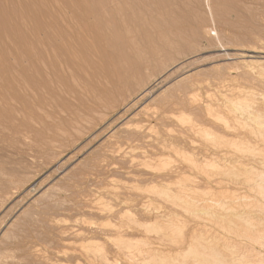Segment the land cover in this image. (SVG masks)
<instances>
[{
  "label": "rangeland",
  "instance_id": "374dc122",
  "mask_svg": "<svg viewBox=\"0 0 264 264\" xmlns=\"http://www.w3.org/2000/svg\"><path fill=\"white\" fill-rule=\"evenodd\" d=\"M173 6L162 1L157 17L168 39L126 82L104 40L108 28L103 38L98 30L109 0L101 19L96 0H0V264H143L148 252H163L165 264H194L186 252L193 237L215 232L264 253L206 216L226 191L243 198L236 204L244 209L264 205V139L230 110L244 101L264 114V0H186L191 14L181 30L169 26L181 13ZM221 118L247 134L244 148L205 136L204 129L228 135ZM226 154L237 164L231 182L206 167ZM181 175L197 180L184 190L201 200L189 211L202 217L144 192ZM161 215L178 221L184 237L147 234L132 222ZM120 235L148 244L119 252L110 240ZM201 251L209 264L210 251Z\"/></svg>",
  "mask_w": 264,
  "mask_h": 264
},
{
  "label": "bare ground",
  "instance_id": "6f19581e",
  "mask_svg": "<svg viewBox=\"0 0 264 264\" xmlns=\"http://www.w3.org/2000/svg\"><path fill=\"white\" fill-rule=\"evenodd\" d=\"M96 1H97V7L96 8L98 9L97 11L99 14V18L101 19V18H103V15H104L103 10H105L104 7L106 4V1H108V0H96ZM162 1L168 2L170 0H109V2H110V17L108 18L107 21L102 19L99 22L98 30H99L100 35H101L100 37L103 36L102 26L105 25L108 28L107 33L105 30L106 35H104L103 37H104V40L106 39L108 41L107 46L110 48V51H111L110 54H111L112 58L115 61H118L119 63H122L124 65L123 71L125 72V75H124V77H122V80H125L126 82H129L131 76L134 75L138 71V69L141 67L142 63L145 60L151 59L154 55H156V49L158 48L157 43H163L162 39H168V37H166V35H164L163 32L158 31L159 24H157L158 23L157 17L161 15V11H159L160 10L159 8L161 6ZM174 5L175 6H173V11L178 10L181 13L174 12L176 14V17L178 18V21L175 20L174 22H172L170 24L168 23V24H169V26H171L172 28H175L176 30H178V29L181 30V27L186 22H188V20L186 21V19H188V17H190L191 13L186 11V0H174ZM137 10L140 11V13H138ZM182 14H183V17H182ZM185 15H187V16H185ZM104 21L106 22V24H104ZM208 34H209V32H208ZM96 36H97V34H96ZM176 37L177 36L174 35L173 42H175V43L177 41ZM179 38H180V36H179ZM96 44H97V46H99L98 43H96ZM176 44H178V43H176ZM96 49H98V48H96ZM106 49H107V47H106ZM98 51H100V49ZM99 54H100V52H99ZM108 54H109V51H108ZM254 54H255V52H254ZM108 56H110V55H108ZM82 58H84V57H82ZM107 58H109V57H107ZM250 58H253V56L251 55ZM256 65H258V64H256ZM235 70H238V67L237 68L234 67V68H230V69L228 68V71H230L231 73L234 72ZM256 71H257V69H256ZM225 80H226V78H225ZM144 96H145V94L143 95V97ZM233 104H235V103H233ZM236 105H238V106L235 110L234 109H230V110H232L231 113H234V115L236 117V120L235 119L234 120L237 122V124L241 123L244 126L243 128H250V129L252 128V126L255 125V127L259 129L257 136H259L260 139L261 138L264 139V132L262 131V130H264V114L258 112V110L254 111V109L251 108V105L249 106V103H244V101L238 102V104L236 103ZM236 105H235V107H236ZM227 106H230V105H226V107ZM226 109L227 108H225V110ZM228 113H229V111H228ZM222 118H223V116H222ZM222 120L227 125L226 126L227 128L226 127L225 128L228 130V135L220 137V136L210 132L209 130L204 129L203 131L205 133V136L211 140H214V141H216V139L220 138L222 140L221 144L223 143L222 146L224 145L228 149H233L234 147H238V146H240L241 148H244L240 144H243V145H245L244 143L247 144V142H246L247 139L244 136L247 134L244 133V135H243V132L240 131L241 125L239 126L240 128L238 129L236 126L235 127L230 126L231 121L229 120V118H228V120H227V118H226V120H224V119H222ZM234 120L232 122H234ZM229 121H230V123H229ZM236 122H234V123H236ZM257 136H255V137H257ZM249 144L250 143H248V145ZM254 148H255V146H254ZM246 150H247V152L249 150L251 151V146H250V149L248 147V149H246ZM261 152H262V149H261ZM253 153H256V151ZM258 155L260 156V154H258ZM262 155H264V154H262ZM221 159L222 160H220V165H217L218 161H214V162L207 163L206 167L211 171H215L218 168L222 169L223 175L227 176L231 182V178L233 176H235L234 172H235V170H237L236 161H234L233 156L229 155V154L224 155V157ZM238 170H240L239 167H238ZM248 172L249 171H247V173ZM252 173H253V170L249 172V174H252ZM237 174H239V173H237ZM257 174L259 176V177H257V178H259V182L257 181V183H258L257 188L261 192V195L264 197V172L259 171V172H257ZM179 178H180V180L176 182V184H175L176 186L175 185L172 186V185L166 184V183H162L160 185L154 184L150 188H146L144 190V192L150 193V194L155 195V196L160 197V198H166V200H169V202L172 200V203L174 201V204L176 203L175 201L177 200V203H176L177 205L179 203L178 201H180L181 203H179V207H180V204H185L184 207L182 205L180 208L183 209L187 206L186 209H183V210L188 211L187 213H190L191 211H194V208L191 211H189L190 210L189 207H191V206L196 207V205H198L197 206V208H198L201 200L199 203L196 202L195 201L196 199L194 200L195 196H193V195L190 196V197H192V199H191L189 197V194H187V192L184 190V188H186L185 185L190 180L189 179L190 177L188 178V176H186V175H181ZM238 179H239V177H238ZM194 180L195 179H193L190 183H192ZM195 181H197V180H195ZM239 181H240V179H239ZM195 183H198V182H194V184ZM194 184L192 186H195ZM196 186H195V188L197 189ZM189 188L191 189V187H189ZM193 189L190 190L193 193L192 192L190 193L189 190H188V192L190 194H196V193H194L195 190H193ZM175 190L177 191V193ZM255 190H257V189H255ZM207 195L210 196L211 194L208 193ZM209 199H210V197H209ZM242 199H239V201ZM189 200H192L193 202L191 203V202H189ZM213 200L214 201H212V199H211L212 203L209 205V207L205 201L203 202V203H206L207 208L210 212V214L208 213L209 214L208 215L207 211H206L207 215L206 214L205 215L206 216L211 215V217H214L211 219V221L217 219V217H220L219 218V219H221L220 221H222L224 223L222 226H221V224H219L220 228H222V230H223V229H225V226H226L228 236L242 237V238L247 239V241L249 240L251 243L252 242L255 243V245L256 244L260 245L261 249H262V247L264 248V205H258L259 207H257L255 210H252L255 207H252V209H249L248 208L249 206L246 207L244 205L247 208V209H244V208H242L243 205L241 206V205L236 204L238 201L237 196L231 195V193H229V191L225 192L224 196L221 198L220 203H219L220 200H218L217 202H216L215 198ZM244 200L248 201V203H249L248 198H244ZM239 201H238V203H240ZM147 207H145V209ZM201 207H202V205H201ZM197 208H195L194 212H191L192 214L194 213L193 215H196L199 212V209H197ZM201 209H203V208H201ZM201 211L202 210H200V212ZM200 212H199V214H200ZM253 213H258V214L256 215ZM200 215H201L200 217H202V213ZM161 216H163V215H161ZM215 216H217V217H215ZM207 218H209V217H207ZM157 219H156V221H154V223H151V222L150 223H140L136 220L135 216H133L132 222H133V224L135 223L137 228L143 229L147 234H151V233H156V234L163 233L164 235L165 234H167V235L168 234H172V235L174 234V235H178L179 237L181 235H183V230H181L182 226L180 227L181 229H179V225L175 224V222H178V221L174 222L173 219L165 217V216H163V218L158 217ZM173 224H174V226H177V227H175V229L178 228V230L174 229ZM217 235H219V236H217ZM233 235H235V236H233ZM204 236L193 237L192 240L194 242L192 241L191 245L189 244L190 246L186 251L188 253V255H191V257L193 255V258H195L194 256L196 255V258L198 259L196 261L198 262V264H204V263H202L203 259H201V257L199 256L201 253L199 254V252H197L198 250L200 251V249L202 250L201 252L204 254H207V251H210V253H209L210 256H208L209 258L206 257L207 255L206 256L204 255V257H206V260H207V258L210 259L209 261L211 264H264V253L262 251H258L259 249L256 250L252 246L251 247L241 246L240 243H238L236 240H234L230 237H226V238L221 237L220 234H217L216 232L212 237H208L207 239H205L206 236L205 237ZM182 237H184V235ZM110 241L118 249L119 252L128 251L129 249H133V248L138 249V247L141 248L140 246H144V245L148 244L142 240H136L134 242L128 241V239H126L125 237H123L121 235L117 239H114V240L111 239ZM95 246L96 245H93V247H95ZM86 248H88V247H86ZM96 248H97L96 251H98L100 253H105L106 246H104L103 244L97 245ZM203 250H205V252ZM187 253L186 254L184 253V255L188 256ZM100 255H102L104 257L106 256L105 254H100ZM147 255L149 258L145 257L143 259L144 261L143 262L141 261L143 264H153V263L165 264L166 263L167 257L163 255V252H158L154 257H153V255L150 256L149 252ZM127 256H129V255H127ZM127 256H126V258H127ZM157 256H159V257H157ZM177 256H178V254H177ZM177 256H176V258H177ZM204 257L202 256V258H204ZM176 258H174L175 262L178 261L177 259H179V258H177V259ZM185 258H187V257H185ZM199 258L202 261L199 260ZM195 259H194V261H195ZM204 261H205V259H204ZM197 262H194V264H197ZM205 263L207 264V262H205ZM176 264H177V262H176Z\"/></svg>",
  "mask_w": 264,
  "mask_h": 264
}]
</instances>
